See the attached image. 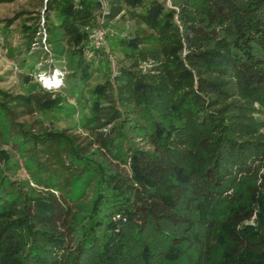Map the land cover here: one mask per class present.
I'll return each instance as SVG.
<instances>
[{
    "label": "trees",
    "instance_id": "trees-1",
    "mask_svg": "<svg viewBox=\"0 0 264 264\" xmlns=\"http://www.w3.org/2000/svg\"><path fill=\"white\" fill-rule=\"evenodd\" d=\"M42 6L6 27L65 60L86 136L25 120L67 82L0 88V264H264V0Z\"/></svg>",
    "mask_w": 264,
    "mask_h": 264
},
{
    "label": "rangeland",
    "instance_id": "rangeland-1",
    "mask_svg": "<svg viewBox=\"0 0 264 264\" xmlns=\"http://www.w3.org/2000/svg\"><path fill=\"white\" fill-rule=\"evenodd\" d=\"M45 2L46 0H19L11 4L0 3V88L14 93H24L25 88L28 87L26 76H32L31 81L33 83H40L45 88L53 89L52 91L55 92V94L64 96L68 94L75 100V103H73V105H67V103H65L66 109L64 110V115L60 114L57 118H51L50 121L43 116H38L43 120V124L37 123L36 115H27L25 120L32 123L36 130H38L39 127L53 126L57 129H72L71 132L77 130L81 136L85 137L86 134L84 131L81 128H77L78 123L75 120H71L77 117L76 113L79 96L75 88H70L75 82L74 78L69 77L66 81L69 72L66 69L65 60H56L53 58L52 54L40 46L34 47L32 51L27 54L23 46L20 19L16 20L9 29L6 27L7 21L21 11L26 10L35 12L36 14L33 16H42V5ZM42 50L46 52H41ZM90 57L88 56L87 58L89 59ZM32 61H34L35 64V71H29L27 69V66H29ZM96 65L97 63H94V66ZM63 77H65L64 80ZM103 79L104 76L102 73L95 74L91 80V85H95L103 81ZM66 82L67 94L60 90V88L66 87ZM73 99L71 100L73 101ZM121 169H125L129 172L128 166L121 165ZM19 178H29L24 169L19 172Z\"/></svg>",
    "mask_w": 264,
    "mask_h": 264
},
{
    "label": "built area",
    "instance_id": "built-area-1",
    "mask_svg": "<svg viewBox=\"0 0 264 264\" xmlns=\"http://www.w3.org/2000/svg\"><path fill=\"white\" fill-rule=\"evenodd\" d=\"M96 36H97L98 40L100 42H102L103 41V37H104V32L103 31H99L98 33H96Z\"/></svg>",
    "mask_w": 264,
    "mask_h": 264
}]
</instances>
